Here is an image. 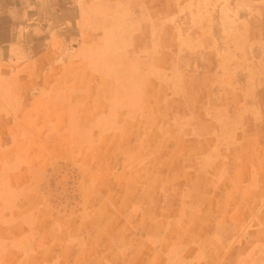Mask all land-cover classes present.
I'll return each instance as SVG.
<instances>
[{"label": "crops", "instance_id": "crops-1", "mask_svg": "<svg viewBox=\"0 0 264 264\" xmlns=\"http://www.w3.org/2000/svg\"><path fill=\"white\" fill-rule=\"evenodd\" d=\"M213 1L0 0V264H264V0Z\"/></svg>", "mask_w": 264, "mask_h": 264}, {"label": "rangeland", "instance_id": "rangeland-1", "mask_svg": "<svg viewBox=\"0 0 264 264\" xmlns=\"http://www.w3.org/2000/svg\"><path fill=\"white\" fill-rule=\"evenodd\" d=\"M217 3L218 2H214L213 1L212 4H207V5L205 4L204 7L207 8V10H203L205 12V14L206 13H210V14L218 15V13H220V12H221V14H224L225 11L227 13H229V10H232L234 13H237L236 10H238V8L241 11V2H239L238 0H230V2H229L230 4H228V2H226L225 5L224 6L222 5L221 7H218ZM197 8H198L197 6L195 8L194 6H189L187 4V6H184L181 11H182L183 14L184 13L195 14ZM182 25L185 26L186 24H182ZM223 40L224 39H222V38L219 39V45H222ZM237 41H234V42H237ZM237 47H241V45L239 44ZM202 57L205 59L206 56H202ZM181 60H182V62H195L196 61V55L183 54L181 56ZM207 61L211 62L213 64H216L218 62L216 56H213V60H207ZM204 62H206V61H204ZM262 93H263V97L262 98L264 99V90L262 91ZM259 105L261 107L260 110H262V116H263L262 126L264 127V102L260 103Z\"/></svg>", "mask_w": 264, "mask_h": 264}]
</instances>
